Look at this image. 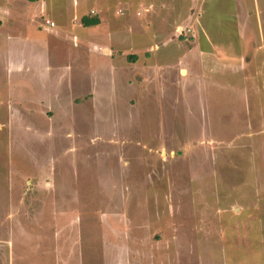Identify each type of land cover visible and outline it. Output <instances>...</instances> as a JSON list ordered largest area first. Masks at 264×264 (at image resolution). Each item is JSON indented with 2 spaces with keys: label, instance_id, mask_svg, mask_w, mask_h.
<instances>
[{
  "label": "rangeland",
  "instance_id": "1",
  "mask_svg": "<svg viewBox=\"0 0 264 264\" xmlns=\"http://www.w3.org/2000/svg\"><path fill=\"white\" fill-rule=\"evenodd\" d=\"M107 1L83 0L105 9L71 25V0H49L41 20L86 38L28 29L2 43L0 264H264L262 20L238 18L258 42L231 53L226 29L212 62L194 0L156 15ZM204 14L211 31L227 16ZM85 15L99 26L81 30ZM111 27L122 49L89 44Z\"/></svg>",
  "mask_w": 264,
  "mask_h": 264
},
{
  "label": "crops",
  "instance_id": "2",
  "mask_svg": "<svg viewBox=\"0 0 264 264\" xmlns=\"http://www.w3.org/2000/svg\"><path fill=\"white\" fill-rule=\"evenodd\" d=\"M93 1H95V0H93ZM109 1H107L105 3H110ZM212 1L217 2L216 6L214 8V11H213V7L209 6L210 9L208 8V6L206 4V0H194L193 2H191L189 4V7H190L191 15L194 16V14L195 15L197 14L196 22L200 23L196 32L200 33L202 30V32L205 33V34H203V36L205 38L204 39L205 43H204V45L202 44V55L204 56V54H208V56H211V59L213 62V60H215V57H216L215 54L216 53L214 52V50L211 51V49L216 48V51H217L219 48L221 50L222 47L220 48L219 42H222V38L224 36V33H226L227 30L231 31V32H228V34L234 35L233 41H229L227 39L229 41L228 42L227 40H225L227 43L225 45V47L226 48L231 47V49H233L232 51H230L231 53H234L237 51L242 53L245 50V48L248 49L249 46H251L252 38L253 37L256 38L257 35L252 31V29H250V25H249L250 22L248 23V26H247L248 29L247 28L246 29H244V28L240 29L241 26L239 24L238 18L253 17V20L256 19L257 22H258V20H262V26H264V0H256V3H255V0H252L253 4L251 6L248 3L249 0H212ZM82 2H83V0H71V4H73L72 8L74 10V13H73L72 19L70 21H68L69 24L72 25V23L74 21L73 18L77 17L79 13L80 14L83 12H84L83 14L88 13L87 11L89 9H90L89 11H92V9H95L96 12L98 11V8L99 9L100 8L105 9V6L100 7L99 5L96 6L95 4L91 5L89 8L86 5H83L84 2L83 3ZM195 2L197 4L196 13L194 12L195 6L193 7ZM81 3L83 6H82L81 10H79L78 8H79ZM123 3H127V5L136 6V7H138L137 9L145 8L146 6L152 7V5H154V7H153L154 10L153 9L151 10L152 12H154V14H152V15L158 14V12H160L162 9L163 10L164 9L169 10V7H170L168 0H134V3L126 2L124 0ZM209 3H211V2H209ZM110 9H112V8H110ZM117 9H121V8L118 7ZM137 9L135 10V12L137 11ZM55 10H56L55 5L51 4L49 2V0H0V33L2 32V34H0V67H2V65H5L7 71H11L13 69L12 63L8 60V58H9L8 55L10 56L11 48L2 50L3 47H1L2 43H4L5 48L8 45H11L10 42L13 41V36H14L13 32H19V31L28 30V29H32V30L35 29L36 31H38V29H39L41 31L47 32L48 34H51L53 32L55 35L59 36V38H62L63 40H68L71 43H73L72 41H74L76 39V37H78L79 39H81L82 37L86 38L87 33H85V35H78L77 34L79 32L78 29L74 28L75 29V35L68 36V35L63 34L61 32H57V31L53 30V28H55V26H56V24H55V22H53V20L46 19V20H44V22L41 20L44 18V16L50 17V14L54 13ZM115 10L116 9H113V11H115ZM217 10L226 11L227 16L220 18V20L218 21V27L219 28H216L214 26L213 31H211L210 29L208 30L204 24V18L201 17V15L209 12V13H213L212 16H215L216 15L215 13ZM124 11L126 12V10H124ZM92 12H93L92 14H95L94 11H92ZM62 15H63V13H62ZM206 15L207 14H204V16H206ZM250 15H252V16H250ZM85 16H87V15H85ZM189 16H190V14H189ZM192 16H190V18ZM81 18H80V20H81ZM213 18L216 19L215 17H213ZM225 19H226L227 26H225L223 24ZM45 21H49V22L54 23V26L50 27V26L46 25ZM99 24H100V22H99ZM99 24L96 26H91V27H83L81 25V28H82L81 30H83V28H86V29L90 28L88 30H92L93 28L98 27ZM181 24L183 25L184 21H183V23L172 21V26L176 28L175 30H176L177 34L179 33V31H180V34H181V31H184V26H182ZM204 27H205V29H204ZM111 28L117 29L118 27H111ZM223 28H225V31L223 30ZM116 29H114V31H112L110 33L108 32L107 29H105L104 31H107V34H106L107 36H106L105 40L103 39L101 41V40L97 39L96 41H90L89 44H95L97 46H100L101 48H104L105 50H109L110 48H108V46L112 43L111 46H115V49H117V48H119V50L122 49V48H120L122 45H120V47H119L118 44L113 42V41L119 40V37H121L119 34V31ZM206 31H208L209 34H210V32L211 33L213 32L212 36L210 37V40H209V34H206ZM108 34H109L110 38H109ZM188 34H191V29H189V28H188ZM160 35H163V34H160ZM74 36H76V37H74ZM167 36L168 35H164L158 39H156V36H155V39L160 40V39L164 38L165 42H167L168 45L172 46L173 44H172V41L170 39L171 37L170 36L167 37ZM197 36H199V35H197ZM237 37H238V39H237ZM83 40L85 41V39H83ZM99 41H100V43H98ZM235 41H237L236 44H235ZM263 41L261 43L262 45L264 44ZM91 42H94V43H91ZM105 42L107 44L102 45ZM256 42H258L257 38H256ZM159 45L160 44H155L153 48L155 49ZM255 45H256V50H258L260 48V46L257 43ZM10 47H12V46H10ZM253 48H254V46H253ZM220 50H218L217 52L219 53ZM107 52H106V54H107ZM154 53H155V51H154ZM109 56L107 55L108 59L111 58V57L109 58ZM237 58H238L237 60H240L239 56ZM115 59L116 60L114 62L117 61V58H115ZM230 63H231V65L225 64V62H223V64H222L223 68H227V70H231V68L233 66L234 67L236 66L234 64V62L231 61ZM49 65H50V63H49ZM20 68H21L20 65L16 66L17 70H19ZM42 69H43V67H42ZM44 69H45V66H44ZM183 72L184 71H182V73ZM43 103H44V101H43ZM43 103H41L42 105L39 106V104L37 102V105L39 106V107H37L38 110H39V108H41V106H43ZM11 111H12V109H11ZM19 119H15V120H17V122L19 120L22 129H27V127L25 126L26 123H24V121L21 119V117ZM24 126L26 128H24Z\"/></svg>",
  "mask_w": 264,
  "mask_h": 264
},
{
  "label": "trees",
  "instance_id": "3",
  "mask_svg": "<svg viewBox=\"0 0 264 264\" xmlns=\"http://www.w3.org/2000/svg\"><path fill=\"white\" fill-rule=\"evenodd\" d=\"M83 27H91L99 24L100 20L97 17L84 16L80 20Z\"/></svg>",
  "mask_w": 264,
  "mask_h": 264
},
{
  "label": "built area",
  "instance_id": "4",
  "mask_svg": "<svg viewBox=\"0 0 264 264\" xmlns=\"http://www.w3.org/2000/svg\"><path fill=\"white\" fill-rule=\"evenodd\" d=\"M45 24L48 25V26H50V27H53V26H54V23L49 22V21H45ZM187 32H188V31H187Z\"/></svg>",
  "mask_w": 264,
  "mask_h": 264
}]
</instances>
